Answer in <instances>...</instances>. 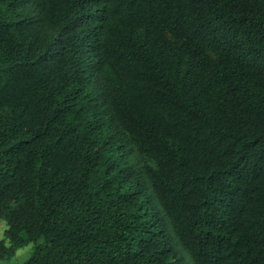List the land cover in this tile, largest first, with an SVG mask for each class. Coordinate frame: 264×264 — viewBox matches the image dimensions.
I'll list each match as a JSON object with an SVG mask.
<instances>
[{
	"label": "trees",
	"instance_id": "trees-1",
	"mask_svg": "<svg viewBox=\"0 0 264 264\" xmlns=\"http://www.w3.org/2000/svg\"><path fill=\"white\" fill-rule=\"evenodd\" d=\"M3 220L24 264H264V0H0Z\"/></svg>",
	"mask_w": 264,
	"mask_h": 264
},
{
	"label": "rangeland",
	"instance_id": "rangeland-1",
	"mask_svg": "<svg viewBox=\"0 0 264 264\" xmlns=\"http://www.w3.org/2000/svg\"><path fill=\"white\" fill-rule=\"evenodd\" d=\"M131 159L136 161L135 154L132 153ZM137 162V161H136ZM7 223L3 220L0 221V242H4L7 247H11V244L6 239ZM33 245H27L16 249L12 256L0 259V264H24L29 258L32 252Z\"/></svg>",
	"mask_w": 264,
	"mask_h": 264
}]
</instances>
